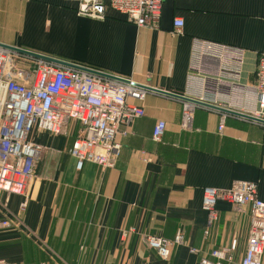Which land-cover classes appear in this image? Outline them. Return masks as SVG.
Returning <instances> with one entry per match:
<instances>
[{
    "label": "crops",
    "instance_id": "crops-1",
    "mask_svg": "<svg viewBox=\"0 0 264 264\" xmlns=\"http://www.w3.org/2000/svg\"><path fill=\"white\" fill-rule=\"evenodd\" d=\"M181 18V35L172 21ZM86 36L83 59L46 52L52 34L65 30ZM193 39L244 50L240 82L254 83L264 54V0H164L156 27H136L106 9L103 20L80 17L69 0H0V44L76 64L170 94H182ZM144 116L133 120L112 169L86 163L81 171L68 150L82 126L68 121L60 135L33 129L28 141L41 148L32 179L22 197L0 200V260L8 264H200L213 249L236 241L233 263L243 258L250 227L248 207L218 202L217 222L204 236L205 187L228 189L235 181L255 182L264 202L262 126L197 108L189 130L180 127L182 101L149 91ZM165 123L159 142L153 126ZM134 233L122 236L124 231ZM183 242L162 260L146 246V235ZM195 248L198 254H192ZM264 264V254L262 257Z\"/></svg>",
    "mask_w": 264,
    "mask_h": 264
},
{
    "label": "built area",
    "instance_id": "built-area-1",
    "mask_svg": "<svg viewBox=\"0 0 264 264\" xmlns=\"http://www.w3.org/2000/svg\"><path fill=\"white\" fill-rule=\"evenodd\" d=\"M69 1L76 4L80 17L103 20L110 8L136 27H156L164 0ZM172 28L173 35H181L182 19L174 18ZM243 61L241 48L193 39L186 88L182 94H175L185 99L181 107L182 130L191 128L197 108L206 107L222 111L219 132L228 116L258 124L264 132V54L258 55L252 84L240 82ZM116 78L125 82L0 47V200L3 194L18 195L23 199L20 211L27 207L26 188L41 152L39 146L28 141L33 129L60 135L68 121L78 122L82 131L68 150L76 170L81 171L86 163L102 170L115 166L121 147L117 137L126 136L131 122L144 116L142 103L151 91L130 79ZM164 131L165 123L158 121L152 129V140L159 142ZM218 202L249 208L246 251L239 264H262L264 202L258 198L257 183L235 181L228 189L203 188L205 237L218 220ZM8 227L7 221L0 222V228ZM131 233L133 229L122 236ZM143 241L167 260L172 246L182 244L183 238L177 232L172 241L149 235ZM235 248L233 240L229 248L213 249L207 257L200 258V264H232ZM190 252L199 253L195 248ZM0 264L8 263L0 260Z\"/></svg>",
    "mask_w": 264,
    "mask_h": 264
},
{
    "label": "rangeland",
    "instance_id": "rangeland-1",
    "mask_svg": "<svg viewBox=\"0 0 264 264\" xmlns=\"http://www.w3.org/2000/svg\"><path fill=\"white\" fill-rule=\"evenodd\" d=\"M46 46V52L65 59L79 60L90 56L86 50V36L73 29L65 30L60 37L52 34Z\"/></svg>",
    "mask_w": 264,
    "mask_h": 264
},
{
    "label": "water",
    "instance_id": "water-1",
    "mask_svg": "<svg viewBox=\"0 0 264 264\" xmlns=\"http://www.w3.org/2000/svg\"><path fill=\"white\" fill-rule=\"evenodd\" d=\"M0 47L1 48H4L6 50H9L11 52L17 53V54H21V55H25V56H30V57H33V58L46 59V60H49V61L54 62L56 64L62 65V66H67V67H71V68H75V69L84 70V71H87V72L92 73V74H95V75H100V76H102L104 78L117 79L119 81L125 82L124 80H120V79L116 78L115 76H111V75H108V74H105V73H101V72H98V71H95V70H91V69H88V68H82L80 66H77V65H74V64H71V63H68V62L56 60V59H53V58H46V57L41 56L39 54H36L34 52H30V51L23 50V49H20V48H16V47H12V46H7V45H4V44H0ZM149 90L155 91L157 93H160V94H163V95H166V96H170V97H174V98L180 99L181 101H185V99H183L180 96H177L175 94L165 93V92H161V91H158V90H152V89H149ZM219 112H222V111L219 110Z\"/></svg>",
    "mask_w": 264,
    "mask_h": 264
}]
</instances>
